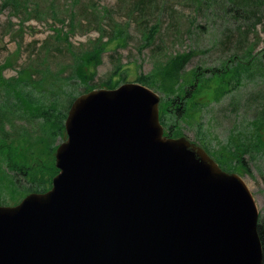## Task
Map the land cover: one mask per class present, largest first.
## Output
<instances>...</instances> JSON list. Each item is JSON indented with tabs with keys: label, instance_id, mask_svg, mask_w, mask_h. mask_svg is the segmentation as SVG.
<instances>
[{
	"label": "rangeland",
	"instance_id": "1",
	"mask_svg": "<svg viewBox=\"0 0 264 264\" xmlns=\"http://www.w3.org/2000/svg\"><path fill=\"white\" fill-rule=\"evenodd\" d=\"M20 1L0 0V138L29 169L7 168L0 152V205L50 189L76 97L136 83L158 95L159 122L178 135L165 138H187L240 176L264 216V136H247L264 113V0ZM177 54L186 62L164 77ZM233 138L250 150L245 169L220 156Z\"/></svg>",
	"mask_w": 264,
	"mask_h": 264
},
{
	"label": "water",
	"instance_id": "2",
	"mask_svg": "<svg viewBox=\"0 0 264 264\" xmlns=\"http://www.w3.org/2000/svg\"><path fill=\"white\" fill-rule=\"evenodd\" d=\"M158 103L136 83L72 101L50 189L0 205V264H262L245 182L165 138Z\"/></svg>",
	"mask_w": 264,
	"mask_h": 264
},
{
	"label": "trees",
	"instance_id": "3",
	"mask_svg": "<svg viewBox=\"0 0 264 264\" xmlns=\"http://www.w3.org/2000/svg\"><path fill=\"white\" fill-rule=\"evenodd\" d=\"M3 1H4L5 5L6 4L11 5L14 9H16L17 5H19L21 3L20 0H3ZM177 55L178 56L174 57L173 59H169L167 62H165L164 66H162L160 68L161 69L160 72L164 77H172V76L176 77L178 72L180 71L181 67L184 65V63L186 62V60L188 58V54H177ZM216 74H217V72L213 73L212 76H214ZM193 86L194 85H192V88H193ZM196 88H197V86H196ZM196 92H197V89H195V90L192 89V91L190 90L189 95H187V96L184 95V96L188 98L190 96H193L191 94H196ZM217 93H219V92H217ZM217 93L215 94V96L217 95ZM177 107L181 108L180 106H177ZM179 108L177 110H179ZM180 113H182V110L179 111V114ZM250 125L252 127V131L247 132L248 137H250L253 133H254L253 137H261V135L263 137L264 136V113L255 117V119L253 120V122ZM4 133L2 132V134H4ZM176 135L177 134H171V136H176ZM8 141H9V139H7L6 135L5 136L3 135L0 138V152L3 151L5 153L4 160L7 163V168L17 171L22 176H27L29 166H26L25 162H22L21 160H20L21 161L20 162L16 158L18 155H17V153H15L14 147ZM233 141L237 144L234 145L231 141H228L226 148L224 149V152H222L220 154V156L223 157L224 162H227V160H229V159L234 160V162L237 161L240 164V166L243 167V169H245L246 168V161H245L244 157H242V155L250 152V150L245 152L246 148H247L246 145H245L246 147L244 146L245 147L244 148V147L239 145V143L237 142V140L235 138H233ZM244 142L249 143L250 141H244ZM240 144H244V143H240ZM260 146L262 149L264 148V144L262 142H260ZM250 147L255 148L252 144L250 145ZM256 150H258V149H256ZM263 153H264V151H263ZM16 160H18V161H16ZM52 168H53V171H49V170H47V171L50 174V176L53 177V175H55L58 172V170L55 166H53ZM49 181L50 182L52 181L51 178ZM49 185H48V188L51 187V185H50V187H49ZM257 232L259 235V239L261 241L262 254H263L262 264H264V216L258 220Z\"/></svg>",
	"mask_w": 264,
	"mask_h": 264
},
{
	"label": "flooded vegetation",
	"instance_id": "4",
	"mask_svg": "<svg viewBox=\"0 0 264 264\" xmlns=\"http://www.w3.org/2000/svg\"><path fill=\"white\" fill-rule=\"evenodd\" d=\"M163 135L166 136V137H171L170 135V132L169 131H166L163 129Z\"/></svg>",
	"mask_w": 264,
	"mask_h": 264
},
{
	"label": "bare ground",
	"instance_id": "5",
	"mask_svg": "<svg viewBox=\"0 0 264 264\" xmlns=\"http://www.w3.org/2000/svg\"><path fill=\"white\" fill-rule=\"evenodd\" d=\"M58 170V169H57Z\"/></svg>",
	"mask_w": 264,
	"mask_h": 264
}]
</instances>
